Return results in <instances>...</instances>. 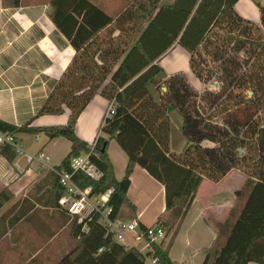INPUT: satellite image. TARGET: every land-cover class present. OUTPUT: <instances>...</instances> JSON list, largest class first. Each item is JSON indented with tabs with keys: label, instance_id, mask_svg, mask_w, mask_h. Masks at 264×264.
Returning a JSON list of instances; mask_svg holds the SVG:
<instances>
[{
	"label": "trees",
	"instance_id": "1",
	"mask_svg": "<svg viewBox=\"0 0 264 264\" xmlns=\"http://www.w3.org/2000/svg\"><path fill=\"white\" fill-rule=\"evenodd\" d=\"M94 1L51 2L52 20L77 56L36 117L61 116L68 109L67 124L19 127L0 117V132L66 138L72 149L57 167L61 172L72 173L73 160L90 153L102 179L78 172L74 180L94 194L114 189L108 202L112 220L125 218L124 207L130 219L136 213L128 191L134 169L142 167L165 188L166 209L157 221L165 231L170 221L187 214L204 180L217 184L238 170L244 183L203 264H264V6L259 5L261 24H256L235 11L239 0H177L167 7L161 0H135L117 15ZM176 44L189 53L202 90L182 72L159 79L161 59ZM150 86L159 90V99ZM97 94L109 105L114 102L115 113L101 126L92 150L77 137L76 126ZM170 106L188 141L181 154L169 149ZM113 140L128 157L121 180L108 155ZM0 154L9 161L16 156L9 145H2ZM56 184L58 200L63 193L59 178ZM12 198L9 188L1 192L0 210ZM76 230L82 238H75L73 250L57 264H146L143 253L115 241L98 218L87 232L74 219ZM154 250L161 264H173L163 243Z\"/></svg>",
	"mask_w": 264,
	"mask_h": 264
},
{
	"label": "crops",
	"instance_id": "2",
	"mask_svg": "<svg viewBox=\"0 0 264 264\" xmlns=\"http://www.w3.org/2000/svg\"><path fill=\"white\" fill-rule=\"evenodd\" d=\"M263 1L239 0L234 9L244 19L261 24L259 5L264 6ZM51 2L0 0V117L19 127L27 123H31V127L65 126L69 119L68 109L61 116L36 117L40 103L48 98L77 56L52 20ZM176 2L161 0L160 4L167 7ZM160 65L166 70L159 76L160 80L182 72L196 89H202L191 71L189 53L178 44L162 57ZM149 90L159 99L157 88L150 86ZM161 90L165 92L166 87ZM108 108L109 102L100 94L93 98L77 122L76 135L80 140L90 145L102 135L101 126ZM168 111L171 118L169 149L171 153L181 154L188 141L181 132L180 117L173 107ZM25 134L31 133L15 135L21 145ZM63 140L67 139L48 138L47 144L55 146ZM44 148L31 156L29 164L20 171L14 164L18 155L26 154L24 147V153L16 154L12 161L0 154L11 166V171L0 169V193L9 188L13 194L0 210V264H57L83 236L81 231L73 232V220L59 207L57 200L58 175L54 170L71 152L72 143L69 141L66 156L54 166L42 154ZM64 148L66 150L67 145ZM122 152L109 145L108 155L117 180L124 177L128 163L126 153ZM240 173L233 170L217 184L204 180L187 214L174 222L170 219L163 248L168 250L173 264L204 263L243 185ZM128 198L136 213H131L130 219V209L124 207V221L137 219L143 226L150 227L165 213L164 186L140 166L131 176ZM149 210H153V215L148 214ZM150 215L152 222H148Z\"/></svg>",
	"mask_w": 264,
	"mask_h": 264
},
{
	"label": "built area",
	"instance_id": "3",
	"mask_svg": "<svg viewBox=\"0 0 264 264\" xmlns=\"http://www.w3.org/2000/svg\"><path fill=\"white\" fill-rule=\"evenodd\" d=\"M114 113L115 106L113 102L107 109L103 124ZM2 145H9L16 154L24 153L23 146L13 135L0 132V147ZM95 146L96 141L90 144L92 150ZM90 156V153H87L75 158L72 162V173L54 170L58 175L59 184L63 188V193L58 198L59 207L72 220L75 219L77 224L82 226L84 232L89 229V223L98 218L113 233L115 241L126 249H136L143 253L146 257V264H161L154 250V246L162 244L167 237V233L161 224L156 223V225L144 227L137 219L131 221L112 220L110 217L111 208L108 207V202L114 189H109L104 194H94L92 187L83 189L74 180V175L78 172L86 174L94 181L102 179V172L91 163ZM41 159L44 162L42 156Z\"/></svg>",
	"mask_w": 264,
	"mask_h": 264
},
{
	"label": "rangeland",
	"instance_id": "4",
	"mask_svg": "<svg viewBox=\"0 0 264 264\" xmlns=\"http://www.w3.org/2000/svg\"><path fill=\"white\" fill-rule=\"evenodd\" d=\"M95 1H97L99 3L97 4ZM95 1H94V3H96L103 10L105 9L107 12H109L112 15H117L119 13H122L127 8H129L135 4V0H95ZM260 1H262V0H260ZM263 4H264V1H263ZM164 72H166V70H164ZM22 137H24V143L22 146L24 147L26 154L25 155H18L17 160H16L17 162L14 164L15 166H17L19 171L24 170L25 167L29 164V159L31 158V156H36L38 154V152L44 146H45V148H44L42 154H44V156L47 159H49L50 164L52 166H54L56 164H60V162L62 161V159L66 156V154L68 152L67 151L68 145H69L68 140L59 141V142H57V144L55 146H52V144H47L48 138L45 134H39L37 136L31 135V134H25ZM110 144L112 147H115L118 151L123 153L122 149L120 148V146L118 145V143L115 140L111 141ZM65 145H67L66 150L64 148ZM32 166L34 167V164ZM10 167L11 166L8 163V161L4 160V158L1 157L0 158V169H1V171H3V172L11 171ZM240 174H241V176L239 177V179L242 180L241 184H243L244 180H245V175L242 172ZM148 214L153 215V210H149ZM152 215L149 216L148 219L150 221H148V222H152V220H153ZM127 221H129V220H127Z\"/></svg>",
	"mask_w": 264,
	"mask_h": 264
},
{
	"label": "water",
	"instance_id": "5",
	"mask_svg": "<svg viewBox=\"0 0 264 264\" xmlns=\"http://www.w3.org/2000/svg\"><path fill=\"white\" fill-rule=\"evenodd\" d=\"M212 88L214 87V85L211 86ZM241 154L244 152L243 150H240Z\"/></svg>",
	"mask_w": 264,
	"mask_h": 264
}]
</instances>
